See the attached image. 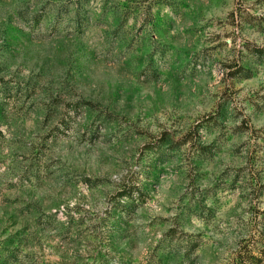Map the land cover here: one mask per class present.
Here are the masks:
<instances>
[{
  "label": "rangeland",
  "instance_id": "374dc122",
  "mask_svg": "<svg viewBox=\"0 0 264 264\" xmlns=\"http://www.w3.org/2000/svg\"><path fill=\"white\" fill-rule=\"evenodd\" d=\"M0 264H264V0H0Z\"/></svg>",
  "mask_w": 264,
  "mask_h": 264
}]
</instances>
